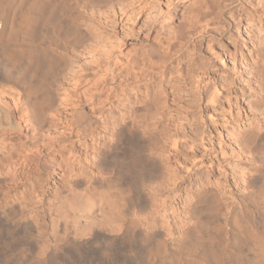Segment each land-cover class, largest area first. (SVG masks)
Returning a JSON list of instances; mask_svg holds the SVG:
<instances>
[{
	"label": "bare ground",
	"instance_id": "6f19581e",
	"mask_svg": "<svg viewBox=\"0 0 264 264\" xmlns=\"http://www.w3.org/2000/svg\"><path fill=\"white\" fill-rule=\"evenodd\" d=\"M70 1L0 0V86L14 89L24 98L37 126L47 125L52 130L61 123L67 127L58 135L38 130L33 144L0 157V264L9 263L14 251L28 253L31 264H78L81 255L97 248L105 257L138 251L140 258L143 256L140 264H264V99L257 96L264 94V32L255 40L233 31L246 20L264 21V0H218L219 29L209 28L202 36H219V41L227 34L234 37L226 42V53L221 47L219 55H207L209 73L222 70L219 90L202 75L194 76L196 69L185 71L195 77V83L191 82L196 85L193 100H206L228 119L242 124L227 129L233 148L228 146L237 149L230 154L215 149L214 130L199 129L198 125L188 132L187 147L179 150L185 145L181 142L172 151L169 142L176 145V140L164 121L173 122L175 130L181 122L171 110L166 116L167 104L158 102L167 100L171 94L167 85L177 81L163 77L165 71L172 70V57L154 43L145 48V58H131L118 71V59L108 55L94 71L81 77L72 75L80 85L101 74L96 84L103 85L96 95H105L103 105L110 104L109 113L90 115L92 112L82 110L63 120H48L44 111L52 100L53 82L67 61L66 48L59 53L51 46L60 40L78 43L82 39V32L72 22ZM223 56L232 62L239 58V63L227 68ZM203 68L202 64L197 67ZM185 77L179 78L181 82ZM157 81L161 85L153 89ZM131 100L144 106L154 100L157 116L136 114L137 107L129 108ZM241 100H247L245 106ZM118 106L127 112L113 118ZM12 116L8 106L0 108L1 129L14 126ZM161 137L164 143L158 145ZM90 138L96 141L86 145ZM60 140L67 141L57 147ZM228 156L240 163L241 186L236 182L228 185L226 168L220 173L222 186L202 179L215 165L222 168L229 163ZM53 176L58 179L51 184ZM143 184L150 189L136 187ZM116 186L131 192L118 220L106 214L102 202L103 189ZM182 191L181 208L166 204V198L174 200ZM69 192L83 201L73 212L60 204ZM145 197L156 200L157 206L144 215ZM103 256V264L128 263L119 258L106 261Z\"/></svg>",
	"mask_w": 264,
	"mask_h": 264
},
{
	"label": "rangeland",
	"instance_id": "374dc122",
	"mask_svg": "<svg viewBox=\"0 0 264 264\" xmlns=\"http://www.w3.org/2000/svg\"><path fill=\"white\" fill-rule=\"evenodd\" d=\"M218 4V0H71L70 9L74 16L72 22H75V25L78 27L79 31L82 32V39L78 43L72 42L71 39V41L66 40L64 42L60 40L62 44H59L60 42L58 41V43L55 42V46H51L52 49L59 51V53H64L63 49L66 48L64 54L66 55L67 61L66 65L63 67L64 69L62 72H60L59 77H57V79L53 82L51 90L52 100L50 101L51 103L49 106H47L45 109L44 116L48 120L53 118L52 121L56 122L59 121V119L63 120L65 117H73L78 111L82 110L87 111L89 114L92 112L90 115L94 113H96L94 115H97L100 112H103L104 115L109 113L108 107L110 104L109 106H106L107 104L105 103V106L103 105V98H105V95H103L104 97L101 96V98L100 96L96 95L101 89L100 86L103 85L96 84L99 78H101V74L98 75L99 77H95L96 80L94 78L80 85L76 83L74 76L76 75L77 77H81L82 73L88 74L91 71H94L93 69L95 66L99 62H103L108 55L112 58L115 57L114 59L116 60L118 59V71V69L120 70L123 68L124 65L129 60H131V58L132 60L143 59L147 45L154 43L155 46H157L164 54H170L172 57V70L165 71L163 77L168 80L175 77V82L177 81L176 85L172 86V83L167 85L166 91L167 93H171L168 95L167 100H160L158 102H161L160 104H167L169 109L165 108V111L167 112L164 111V114H167L166 116L169 115L168 111L171 110L173 113H170L175 115L174 118H177V120L181 122V126L179 125L180 127H176L178 130H175V124L173 122L164 121L168 125V128L166 129L167 132L169 129L170 134L174 136V141L176 140V145H173V143L169 142V145L172 147H170L172 151L177 150V146L178 144H181V142H184L185 145H181L179 150L185 149L187 147L186 141L188 140V132L194 128V125H198L200 126L199 129H201L203 126L214 130V138L212 142L214 143L213 145L215 149L218 151L221 148L222 151L230 154V151L234 150L235 147L234 149H230L233 147L228 140V136L226 134L228 133L227 129L229 130L232 125H236L237 123L240 125V123L235 122V119H228L229 116L227 114L220 112V109L218 110L206 100H193V93L196 89V85L194 84L195 87H193V83H191L192 81L194 82V76H196L198 73L199 75L203 76L204 81H207L209 84L213 82V84H215L217 87L216 89L219 90V76L221 75L222 70L219 71V68H216V70L210 74L208 70V57L211 56L210 54L219 55V49H221V47L222 51H225L226 53V50H224L225 44L226 42L230 43L234 37H232L230 34H227L222 38L221 41H219V36L214 39L209 36H202V32L208 31L209 28L219 29L220 22ZM263 25L264 21L261 20H246L237 26L239 28H234L233 31H236L239 34L241 33L243 36H250L257 40L259 34L262 35L264 32ZM191 26L194 27L193 30L191 29ZM188 31H191V33L189 32L188 34ZM248 46V50H250L251 41L248 42ZM207 55L209 56L207 57ZM222 58L223 61H226V65H229L226 66L227 68L231 67V64L234 65L236 62L239 63V58L236 62H232L226 56H223ZM194 59H197L196 63L193 62ZM198 64L205 66V68H203L204 70L201 69L203 72L200 71V69H197L199 66ZM189 67H192L191 70H197L194 71L195 75L193 77L191 76V78L189 77L188 73L185 72L187 69H190ZM74 72L76 74H74ZM182 76L183 78L185 77V82H181L179 79ZM206 78L207 80H205ZM157 82L158 83L152 87L153 89L161 85L159 84V81ZM79 94L80 96L82 95V100L85 99L84 101L79 98ZM257 96H263L264 99V94L262 95L258 93ZM188 98H191L192 100L190 99V101ZM246 101L247 100H241V105L243 104L245 106ZM25 102L26 101L24 98L14 91V89H6L0 86V108L4 106L9 107L13 115L11 123L14 125L5 129L0 128V157L2 158L7 156V152H10L11 150L21 148L24 145L33 144L35 142L34 138H36L35 134L38 130L40 133L42 132L41 134L58 135L60 133H64V131L67 129V127L61 123L57 124L52 130L49 129V126L47 125L37 126L34 122H32L31 119L33 116V111L29 106H24ZM114 103L118 104V102ZM149 104L150 106H144L142 103H136L135 100H131L129 103V108L132 107L133 109V107H137V110L134 108L135 111L138 112H136V114L141 113L140 115L145 114L148 116L153 114L151 116L156 117V102H154V100H149ZM168 104L171 105L170 107L172 109ZM100 105H103L104 107L102 108ZM244 106L241 108V110L245 109ZM118 107L114 111L113 118H121L124 116V112H127L124 108H121V106ZM233 112L235 113L236 110ZM248 117L250 118V116ZM248 117L246 118L247 120L249 119ZM213 119L218 124L213 122ZM109 125H113L111 121H109ZM240 126H242V124ZM220 134L221 137H219ZM108 135L109 133H107V136ZM70 139L74 140L75 137L73 136ZM66 141L67 140H60L56 146H63ZM94 141L96 140L90 138L85 140V144L92 145ZM163 143L164 139L161 137L158 145ZM229 144L231 147L228 146ZM37 145L39 146L40 144ZM205 145L208 146V143ZM199 147H201L200 144ZM236 151L237 149H235V152ZM90 158L92 157H87V159ZM228 159L230 164L227 162L222 168H218V165H215L213 167V171L207 170L202 175V179H207L209 182L214 183L215 186H218V184L222 186V181H224V178L220 176V173L224 168H226L228 175L226 180L228 185L233 186L240 183L239 186H241L239 177L241 176L240 174L242 168L240 163L237 162L235 157L228 156ZM181 165L183 167L182 174H184L185 166H183L184 164ZM57 179L58 176H53L50 183L53 184ZM145 184L147 185V183ZM145 184L141 186L137 185L136 187L140 189L143 187L146 190H149L150 188H147ZM239 186L238 189H240ZM21 191L22 189L17 190L16 194L20 195ZM183 192L184 191H182L180 196L174 200L171 198H166L164 201L167 202V205L171 204L174 209L181 208L185 198V194ZM143 200L146 201V208L143 212L144 215L146 213H152L157 206L156 200H153L150 197H147ZM166 214L167 218L171 221L173 218L171 213L167 212ZM97 250H99V248L94 249V251L93 249H90L86 252V254L81 255L79 257L80 260L78 259V264H99L102 261L101 257L103 255L101 252L99 254ZM14 252L15 253L12 260L7 264H15L17 262L20 264L21 261L22 264L30 263L28 253H23V256L20 254L22 256L21 257L18 254V251L17 253L16 251ZM116 255L112 257L110 254H108V257L110 256L111 258H108L106 255L107 258L103 256V259L105 258L106 261H109L110 259L112 260V258H119L123 259L121 261L126 263L128 262L127 264H140L143 257L142 256L140 258V253L138 251H134L130 254L120 253L118 257ZM130 255L136 256L131 259ZM97 258L99 259V262Z\"/></svg>",
	"mask_w": 264,
	"mask_h": 264
},
{
	"label": "clouds",
	"instance_id": "9594fccd",
	"mask_svg": "<svg viewBox=\"0 0 264 264\" xmlns=\"http://www.w3.org/2000/svg\"><path fill=\"white\" fill-rule=\"evenodd\" d=\"M130 195L131 192L128 189L119 186L110 190L103 189L102 202L106 214L110 218L118 220L120 215L124 213L126 201ZM82 203V199L75 192H69L60 201V204L70 212L78 210Z\"/></svg>",
	"mask_w": 264,
	"mask_h": 264
}]
</instances>
